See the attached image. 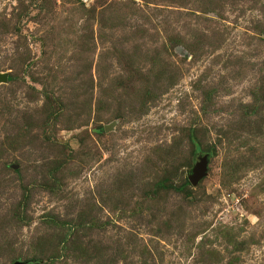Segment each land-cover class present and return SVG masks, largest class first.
Returning <instances> with one entry per match:
<instances>
[{
    "label": "rangeland",
    "instance_id": "rangeland-1",
    "mask_svg": "<svg viewBox=\"0 0 264 264\" xmlns=\"http://www.w3.org/2000/svg\"><path fill=\"white\" fill-rule=\"evenodd\" d=\"M0 75V264H264V0H0Z\"/></svg>",
    "mask_w": 264,
    "mask_h": 264
},
{
    "label": "water",
    "instance_id": "water-1",
    "mask_svg": "<svg viewBox=\"0 0 264 264\" xmlns=\"http://www.w3.org/2000/svg\"><path fill=\"white\" fill-rule=\"evenodd\" d=\"M7 77L5 75H0V82H6ZM207 165H208V158L207 155H203L198 158L197 163L194 166L192 171V175L189 177V182L192 185H196L198 181L206 175L207 172ZM21 264V263H15Z\"/></svg>",
    "mask_w": 264,
    "mask_h": 264
}]
</instances>
